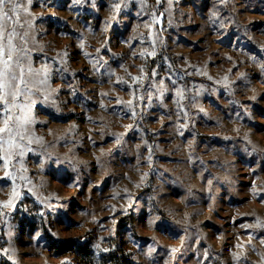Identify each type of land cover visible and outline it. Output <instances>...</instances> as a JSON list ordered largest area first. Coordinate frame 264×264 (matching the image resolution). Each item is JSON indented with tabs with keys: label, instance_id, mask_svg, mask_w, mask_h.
Listing matches in <instances>:
<instances>
[{
	"label": "rangeland",
	"instance_id": "obj_1",
	"mask_svg": "<svg viewBox=\"0 0 264 264\" xmlns=\"http://www.w3.org/2000/svg\"><path fill=\"white\" fill-rule=\"evenodd\" d=\"M21 3L39 75L23 155L0 159V264H87L48 233L264 264V0Z\"/></svg>",
	"mask_w": 264,
	"mask_h": 264
},
{
	"label": "snow or ice",
	"instance_id": "obj_2",
	"mask_svg": "<svg viewBox=\"0 0 264 264\" xmlns=\"http://www.w3.org/2000/svg\"><path fill=\"white\" fill-rule=\"evenodd\" d=\"M21 10L27 11L21 0H0V159L5 165L9 157L23 155L30 104L21 101L30 95L35 87L33 77L39 75L30 63L26 64V47L17 43H26L27 36L17 31L18 26L22 27Z\"/></svg>",
	"mask_w": 264,
	"mask_h": 264
},
{
	"label": "trees",
	"instance_id": "obj_3",
	"mask_svg": "<svg viewBox=\"0 0 264 264\" xmlns=\"http://www.w3.org/2000/svg\"><path fill=\"white\" fill-rule=\"evenodd\" d=\"M132 215L124 216L122 220L118 221V226H125V221H131ZM46 242L49 250H52L55 254L62 255L68 251L75 250L80 253L81 256L87 258V264H132L131 253L123 248L117 247L113 241L115 238L109 235L107 239L110 243L100 250L88 249L84 243L78 241H63L55 238L51 233H48Z\"/></svg>",
	"mask_w": 264,
	"mask_h": 264
}]
</instances>
